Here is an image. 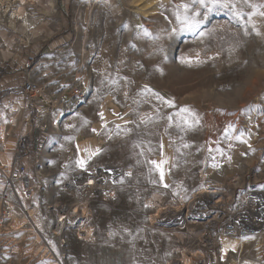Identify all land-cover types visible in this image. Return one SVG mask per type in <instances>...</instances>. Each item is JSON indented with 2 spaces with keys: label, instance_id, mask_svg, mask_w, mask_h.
<instances>
[{
  "label": "rangeland",
  "instance_id": "rangeland-1",
  "mask_svg": "<svg viewBox=\"0 0 264 264\" xmlns=\"http://www.w3.org/2000/svg\"><path fill=\"white\" fill-rule=\"evenodd\" d=\"M25 81L43 89L32 107L49 140L0 264H264V234L217 237L214 200L197 195L220 185L264 198V0H0V126L12 128L0 157L24 132L8 107H24ZM97 165L122 175L81 207L86 232L45 240L37 229L52 236L75 201L73 174Z\"/></svg>",
  "mask_w": 264,
  "mask_h": 264
},
{
  "label": "built area",
  "instance_id": "built-area-1",
  "mask_svg": "<svg viewBox=\"0 0 264 264\" xmlns=\"http://www.w3.org/2000/svg\"><path fill=\"white\" fill-rule=\"evenodd\" d=\"M34 60L35 57L29 56L24 69H31ZM42 93L43 89L38 83L25 81L16 94L24 107L15 110L13 101L12 107H8L11 117L15 113L21 115L20 129L24 132L17 138L13 149H7L4 142L1 144L2 155L6 160L3 161L0 157V237L11 234L8 233V227L15 217L22 214L27 218L26 203L32 201L41 190L49 125L41 119L44 115L40 107H32V102L36 98H43ZM72 93L75 97L82 94L80 89H74ZM42 101L49 104L45 99ZM34 115L36 119L32 118ZM10 124L11 127L15 125L11 119ZM1 128L4 131H1L2 136L12 132V128L7 132V125L0 126ZM121 175L122 172L118 168H105L102 165H97L88 172L80 170L74 173L71 183L74 203L66 210L56 212L52 236L37 229L39 233L48 241L61 238L66 229H76L84 234L86 231L81 219L85 213L81 207L86 206L85 204L98 195L109 194L111 186ZM212 187L219 197L213 203L221 218V223L215 230L217 237L249 240L264 234V198L258 196L257 190L250 187L243 198L235 200L222 186L210 185L208 188ZM1 239L0 244L4 238ZM46 250L48 254L51 253V246L48 245Z\"/></svg>",
  "mask_w": 264,
  "mask_h": 264
},
{
  "label": "bare ground",
  "instance_id": "bare-ground-1",
  "mask_svg": "<svg viewBox=\"0 0 264 264\" xmlns=\"http://www.w3.org/2000/svg\"><path fill=\"white\" fill-rule=\"evenodd\" d=\"M23 1V0H22ZM10 13V12H9ZM5 17V16H4ZM10 17V16H9ZM10 18H14V19H16V21L17 22H22V23H24L23 25H25V26H28V22H27V20H26V17H25V15H24V12L22 11H14V13H12V17H10ZM9 19V18H8ZM12 23V22H11ZM1 158H2V160L3 161H5L6 160V158H5V156L4 155H1ZM205 194L206 195H209V196H205ZM198 196L200 195V196H202V200L204 199V201H205V199H206V201L203 203V204H205L206 202L208 203V200H211V201H213V200H215V199H219V197H218V195H217V191L212 187V189L209 191V190H203V191H200L198 194H197ZM207 203H206V205H205V207L207 206ZM29 209H28V207H27V212H28V215H27V219H29ZM210 214L209 213V211H204V212H197L196 214H195V216H197V217H201V218H206L208 215ZM209 217V216H208ZM187 218H188V216H186V214H184V213H182V214H177V216H176V218H175V220H173L172 221V223L173 224H175V225H180V224H183V223H185L186 221H187ZM15 219H18V221L19 222H24V220H20L19 219V217H15L13 220H12V222H11V224H10V226H12L13 227V229L14 230H16V229H18L19 228V226H16V227H14L15 226V224H14V220ZM31 221V220H30ZM20 224V223H19ZM214 227V226H213ZM207 240V239H206ZM210 242V241H209ZM210 246L211 247H214L215 245L214 244H210ZM215 249H217V248H215ZM182 264H191V259H189V258H187L185 261H183L182 262Z\"/></svg>",
  "mask_w": 264,
  "mask_h": 264
},
{
  "label": "snow or ice",
  "instance_id": "snow-or-ice-1",
  "mask_svg": "<svg viewBox=\"0 0 264 264\" xmlns=\"http://www.w3.org/2000/svg\"><path fill=\"white\" fill-rule=\"evenodd\" d=\"M200 2L203 4L204 0H200ZM223 6H224V7H227L228 5L225 4V5H223ZM185 111H187V109H185ZM153 163H155V162H153ZM80 164H81V166H83L84 162L81 161ZM161 179H163V173H161Z\"/></svg>",
  "mask_w": 264,
  "mask_h": 264
},
{
  "label": "crops",
  "instance_id": "crops-1",
  "mask_svg": "<svg viewBox=\"0 0 264 264\" xmlns=\"http://www.w3.org/2000/svg\"><path fill=\"white\" fill-rule=\"evenodd\" d=\"M8 84H9V80H8V82H3L2 85H7V86H9Z\"/></svg>",
  "mask_w": 264,
  "mask_h": 264
}]
</instances>
